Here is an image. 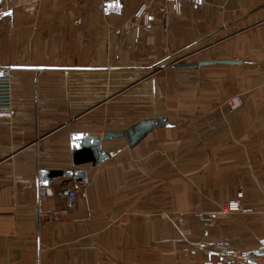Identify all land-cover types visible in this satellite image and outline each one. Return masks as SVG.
Segmentation results:
<instances>
[{
  "label": "crops",
  "instance_id": "0c3cea01",
  "mask_svg": "<svg viewBox=\"0 0 264 264\" xmlns=\"http://www.w3.org/2000/svg\"><path fill=\"white\" fill-rule=\"evenodd\" d=\"M181 1L176 13L167 0H0V66L13 68L0 110V264H203L210 255L198 244L220 238L264 250V0ZM143 4L147 21L135 16ZM173 57L241 63H176L166 73L176 97L154 79L147 99V69ZM181 95L192 111L186 198L201 200L199 224L163 223L162 147L151 132L133 148L103 141L109 159L75 168L86 181L57 176L41 193L40 170L73 168L74 132L102 138L157 116L183 132L165 116ZM68 186L78 192L72 211L59 193ZM239 191L255 212L226 210Z\"/></svg>",
  "mask_w": 264,
  "mask_h": 264
},
{
  "label": "rangeland",
  "instance_id": "374dc122",
  "mask_svg": "<svg viewBox=\"0 0 264 264\" xmlns=\"http://www.w3.org/2000/svg\"><path fill=\"white\" fill-rule=\"evenodd\" d=\"M190 59V58H189ZM188 57L183 59H175L173 57L171 61H167L169 65H166V60L152 69L148 70L145 74L146 76V98L149 99L152 86L155 84L158 86L161 85L162 90L166 89L167 93H176L175 87L171 88L169 83L171 81V76L166 73H170L175 70L176 63L189 62ZM184 72L180 70L179 73ZM161 75V76H160ZM159 77V78H158ZM179 77V75L177 76ZM180 78V77H179ZM173 79V78H172ZM228 80L232 78H227ZM182 84H185V81H181ZM185 89V87H183ZM176 97V95H173ZM233 96H229L226 99V103H229V100ZM186 95H181V98H174L172 101H178L177 106H173L174 109L168 108V105L165 104V116L169 120H180L179 122L183 125V132L181 129L175 128H157L153 130L147 139L156 140V145L161 144L162 149V168H163V179H162V196H161V211L162 221L164 224L172 223L175 219L179 224L183 222H190L192 224H199L202 220L197 209L201 205V200H191L187 199V190L191 188V178L189 171L192 167L186 164L187 161V149H190L191 146V137L186 136L185 132V116L190 114L191 104L186 103ZM148 104V103H146ZM148 106V105H147ZM174 110V111H173ZM171 112V113H170ZM146 114H152V111H146ZM180 130V131H179ZM147 137V136H146ZM191 154V152H190ZM193 207V209H191ZM227 207V204L225 208ZM175 211H178L175 213ZM174 213L176 215H174ZM174 220V221H175ZM176 221V222H177ZM181 222V223H180Z\"/></svg>",
  "mask_w": 264,
  "mask_h": 264
},
{
  "label": "water",
  "instance_id": "95a60500",
  "mask_svg": "<svg viewBox=\"0 0 264 264\" xmlns=\"http://www.w3.org/2000/svg\"><path fill=\"white\" fill-rule=\"evenodd\" d=\"M241 63L238 59H210L201 61H192L177 63L178 68L199 67L209 64H236ZM171 123L164 116L142 118L135 122L130 127L124 130H108L101 138L99 135L91 134L90 132H74L71 135L72 147V169L66 170H40V184L43 186L41 193L44 195L47 192L46 187L50 180L57 176L71 177L75 181H86L87 171L76 170V166L85 163L99 165L110 158L105 148L103 141L119 137H125L130 148L135 147L154 129L162 127H170ZM264 253V250L261 251Z\"/></svg>",
  "mask_w": 264,
  "mask_h": 264
},
{
  "label": "built area",
  "instance_id": "2783aa9c",
  "mask_svg": "<svg viewBox=\"0 0 264 264\" xmlns=\"http://www.w3.org/2000/svg\"><path fill=\"white\" fill-rule=\"evenodd\" d=\"M174 4V11L181 13V0H167ZM194 3L200 4L204 0H193ZM160 10L166 12L165 7H160ZM136 17H144L148 20L149 14L146 11V5L143 4L136 12ZM138 29V27H137ZM13 79V68L11 66H0V110L8 107L11 98V83ZM229 105L235 109L241 105L239 96H233L229 100ZM60 195L66 198V211H72L77 206L78 192L74 187H63L59 190ZM243 191L237 193V199L231 200L226 207L230 212L253 213V208L244 207L241 203ZM198 249L210 255L203 264H264V253L261 251L255 252L248 249L238 248L230 243L226 238H220L213 243L201 242L198 244Z\"/></svg>",
  "mask_w": 264,
  "mask_h": 264
}]
</instances>
